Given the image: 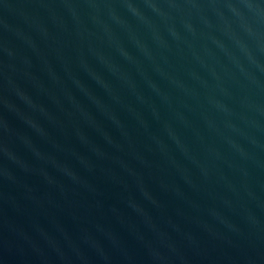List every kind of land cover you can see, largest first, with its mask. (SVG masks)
I'll return each instance as SVG.
<instances>
[{
  "label": "water",
  "instance_id": "obj_1",
  "mask_svg": "<svg viewBox=\"0 0 264 264\" xmlns=\"http://www.w3.org/2000/svg\"><path fill=\"white\" fill-rule=\"evenodd\" d=\"M0 264H264V0H0Z\"/></svg>",
  "mask_w": 264,
  "mask_h": 264
}]
</instances>
